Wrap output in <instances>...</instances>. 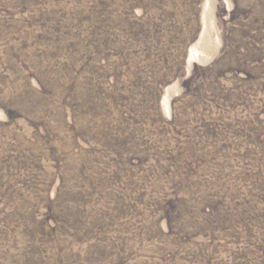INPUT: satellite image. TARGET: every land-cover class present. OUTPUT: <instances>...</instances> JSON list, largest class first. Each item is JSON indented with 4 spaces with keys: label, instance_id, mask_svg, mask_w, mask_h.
<instances>
[{
    "label": "rangeland",
    "instance_id": "obj_1",
    "mask_svg": "<svg viewBox=\"0 0 264 264\" xmlns=\"http://www.w3.org/2000/svg\"><path fill=\"white\" fill-rule=\"evenodd\" d=\"M0 264H264V0H0Z\"/></svg>",
    "mask_w": 264,
    "mask_h": 264
}]
</instances>
